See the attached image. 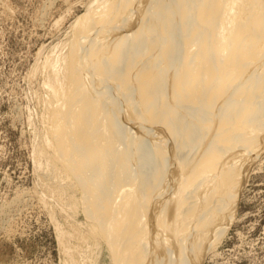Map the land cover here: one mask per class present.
<instances>
[{
  "label": "bare ground",
  "instance_id": "1",
  "mask_svg": "<svg viewBox=\"0 0 264 264\" xmlns=\"http://www.w3.org/2000/svg\"><path fill=\"white\" fill-rule=\"evenodd\" d=\"M72 28L64 73L43 63L37 152L79 192L65 205L87 230L58 229L66 255L70 233L113 264H203L264 152V0H92Z\"/></svg>",
  "mask_w": 264,
  "mask_h": 264
},
{
  "label": "rangeland",
  "instance_id": "2",
  "mask_svg": "<svg viewBox=\"0 0 264 264\" xmlns=\"http://www.w3.org/2000/svg\"><path fill=\"white\" fill-rule=\"evenodd\" d=\"M91 1H0V264H113L106 246L98 247L94 256L90 241H80L73 234L74 240L70 233L66 245L76 260L72 263L66 259L70 256L60 243L58 229L72 233L79 226V231L87 230L82 211L74 213L65 205L69 195L79 196V192L60 191L57 179H49L48 159L37 153L47 139L45 121L52 101L47 83L55 85L52 69L44 66L45 58L57 60L58 68L62 67L69 52L72 23L86 12ZM252 167L245 174L237 211L226 235L215 245V251L212 248L207 253L203 264H264V152ZM24 195L28 200L21 202ZM39 197L44 202L38 201L42 199ZM80 248L83 254H92L85 256Z\"/></svg>",
  "mask_w": 264,
  "mask_h": 264
}]
</instances>
